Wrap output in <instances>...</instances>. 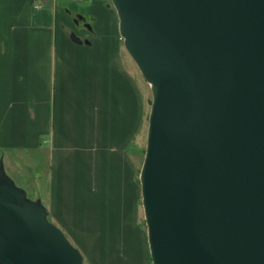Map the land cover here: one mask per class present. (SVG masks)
<instances>
[{"label":"water","instance_id":"water-1","mask_svg":"<svg viewBox=\"0 0 264 264\" xmlns=\"http://www.w3.org/2000/svg\"><path fill=\"white\" fill-rule=\"evenodd\" d=\"M151 92V264H264V0H110ZM0 159V264H84Z\"/></svg>","mask_w":264,"mask_h":264},{"label":"crops","instance_id":"crops-1","mask_svg":"<svg viewBox=\"0 0 264 264\" xmlns=\"http://www.w3.org/2000/svg\"><path fill=\"white\" fill-rule=\"evenodd\" d=\"M129 57L110 0H0V152L14 171L27 160L24 185L71 237L79 217L118 233L129 188L140 197L147 96ZM112 246L138 264L132 239Z\"/></svg>","mask_w":264,"mask_h":264},{"label":"rangeland","instance_id":"rangeland-1","mask_svg":"<svg viewBox=\"0 0 264 264\" xmlns=\"http://www.w3.org/2000/svg\"><path fill=\"white\" fill-rule=\"evenodd\" d=\"M127 64H128V67L130 68V71H131L130 73L135 75V79L141 84L144 91L146 92V96H147L146 110H147V117H148V112L150 109V102H151V92L148 87V83L143 79L141 73L139 72L137 66L135 65L131 57H129ZM10 81H12L11 77L4 76V75L0 76V85H2L3 87H8L10 84ZM146 127H147V119H146ZM141 146H142L141 150L144 149L145 145H143V143H141ZM0 148H2V151L4 153L6 149L4 147H0ZM141 152L138 153V155L140 156V159L137 161L138 163L140 162L138 173L140 171V167H141L142 159H143V155ZM3 153L0 152V159L3 162V166H4V169L7 175H9V177H11L18 186L22 187L25 190L28 197L32 199L37 198L35 196V193L29 190L24 185V182L22 180V176H25V174L27 173L26 172L27 168H25V164L28 166V163H26L27 160H24L23 158L20 160L18 159L21 165L19 166L17 170L14 171L13 169H11L12 168L11 165L13 163H11L10 158L8 157V155L4 156ZM134 154L135 156L137 155L136 153ZM31 165L32 164H30V168L33 169L34 167ZM137 180H138V177H137ZM139 194H140V197L137 198L136 193L134 192V189L132 187L129 188L128 193L126 195V201H127L126 206L128 208V211L126 212L125 218H124L126 226L121 219L117 218V220H120V222H118L120 224L118 233L116 232V230L109 229L107 218H105L103 222V224H105L104 228L102 230H97L95 229V227H97V225H100L102 223L100 222V220L98 221L96 217H90L81 224L79 222L85 219V217H79L74 220V223L73 222L71 223L72 225H75V227L78 226L77 227L78 229H75L74 231V236L71 237L61 224L57 222L55 223L53 220L50 219L49 215L47 216L53 224L58 226L64 232V234L71 241V243L79 249V251L81 252L83 256L84 264H94V263L133 264V262H129L126 259H124V256H123L124 253L122 254V251H120V249H117V248L113 249L112 245L117 243L118 237L120 235L123 236L124 238L128 237L132 239L134 246H135L133 253L137 255L138 264H143V257L145 256V253L149 251V249H148V244H147L148 242L146 241L147 234H146V226L144 222V216H143V210H142V204H141L140 184H139ZM67 216L71 219V216H69V214H67ZM112 219L113 217L110 218L108 216L109 221H112ZM123 229H124V232H123ZM109 240L111 241V246H112L111 250L106 248V244L109 245ZM85 249H91L92 251L94 250L96 254L103 252V255L99 257L96 255H92V259H89L88 257H86L87 255L85 256V253H84ZM108 252H110L109 255H107Z\"/></svg>","mask_w":264,"mask_h":264},{"label":"trees","instance_id":"trees-1","mask_svg":"<svg viewBox=\"0 0 264 264\" xmlns=\"http://www.w3.org/2000/svg\"><path fill=\"white\" fill-rule=\"evenodd\" d=\"M149 102H150V101H149ZM141 151H142L141 153L143 154V153H144V149H142Z\"/></svg>","mask_w":264,"mask_h":264},{"label":"built area","instance_id":"built-area-1","mask_svg":"<svg viewBox=\"0 0 264 264\" xmlns=\"http://www.w3.org/2000/svg\"><path fill=\"white\" fill-rule=\"evenodd\" d=\"M77 1H83V0H77ZM37 6V5H36Z\"/></svg>","mask_w":264,"mask_h":264}]
</instances>
